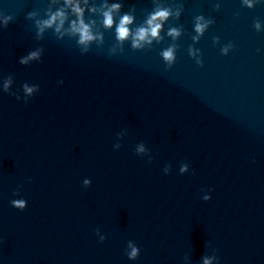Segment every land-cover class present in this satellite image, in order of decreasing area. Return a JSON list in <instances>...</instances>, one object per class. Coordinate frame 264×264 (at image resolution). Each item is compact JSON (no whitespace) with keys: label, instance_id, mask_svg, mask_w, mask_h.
I'll return each instance as SVG.
<instances>
[{"label":"clouds","instance_id":"1","mask_svg":"<svg viewBox=\"0 0 264 264\" xmlns=\"http://www.w3.org/2000/svg\"><path fill=\"white\" fill-rule=\"evenodd\" d=\"M65 3L69 6H72L73 13L76 14L77 20L73 21L71 24L70 31L74 34H79L80 37V43H88L95 39L93 34L91 33L90 26L88 24L84 23L83 20V11L79 4H74L73 0H65ZM245 3L248 4L249 7H251V3L249 0H245ZM120 4H112L110 8H108L107 11L103 12V25L106 28H111L114 23L113 19V13L118 11L120 9ZM92 11H95V9H92ZM170 10L168 9H162L157 8L146 20V26H140L135 30V33H131L129 29V25L133 23L134 17L129 14H125L121 17L119 24L116 26V36L117 39L121 42L128 39L129 36H132L133 41V47H140L141 43L144 41H147L148 43H151V39L149 37L156 39L159 38L160 30L163 26V21H165L170 16ZM66 19L65 13L63 10H60L56 12L55 14L51 15V18L44 21L43 24L45 27H51L53 24H55L57 21L59 23L56 25V30L59 31L60 28L63 26L64 21ZM203 19L202 17H197V21ZM206 25L201 24L197 22L196 24V31L197 33H202ZM259 27V25H257ZM42 30V29H41ZM173 38L177 37L180 33L179 30L176 28H171L168 33ZM195 39V37H194ZM36 53H33L32 56L34 57ZM162 56L165 61L171 63L174 59L173 55V49L169 48L165 50L162 53ZM23 62V61H22ZM30 92L31 89H28ZM18 206H22V201L14 202ZM136 250L133 249L132 255H135ZM207 264V262H206Z\"/></svg>","mask_w":264,"mask_h":264}]
</instances>
